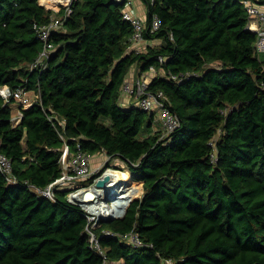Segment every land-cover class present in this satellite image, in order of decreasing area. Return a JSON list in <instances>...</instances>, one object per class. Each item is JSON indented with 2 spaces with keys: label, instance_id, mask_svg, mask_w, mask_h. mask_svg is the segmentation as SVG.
<instances>
[{
  "label": "trees",
  "instance_id": "1",
  "mask_svg": "<svg viewBox=\"0 0 264 264\" xmlns=\"http://www.w3.org/2000/svg\"><path fill=\"white\" fill-rule=\"evenodd\" d=\"M40 1L0 0V86L39 94L17 125L15 101L0 96V150L18 179L0 173V264H264V54L243 0H144L147 23L162 20L146 37L162 42L139 53L127 51L122 4L75 0L47 66L32 69L35 24L64 13ZM151 65L192 74L149 85L179 118L168 134L154 131L155 112L120 101L130 70ZM60 133L73 150L120 158L143 186L98 229L135 231L141 246L103 237L99 254L82 209L64 191L52 201L35 190L61 175Z\"/></svg>",
  "mask_w": 264,
  "mask_h": 264
},
{
  "label": "built area",
  "instance_id": "2",
  "mask_svg": "<svg viewBox=\"0 0 264 264\" xmlns=\"http://www.w3.org/2000/svg\"><path fill=\"white\" fill-rule=\"evenodd\" d=\"M75 0H54L55 4L42 3L46 8L52 9L57 13L64 10V13L56 15L50 22L36 23L35 29L38 38L43 43V48L31 68H45L47 60L56 50L57 45L52 39V34L62 30L64 21L72 13V4ZM117 4H122L123 18L133 27V33L129 38L131 50L128 52H146L148 46L152 44L154 38H147L146 34H154L162 26L161 18L155 14L149 25L147 18L142 17L133 11V7L137 0H114ZM144 1V0H143ZM154 1V0H150ZM244 7L251 17L248 27L257 33L256 49L264 54V0H243ZM146 5V2H145ZM147 6V5H146ZM171 39L173 37L171 36ZM146 42L145 48L140 45ZM165 57L160 56L159 62L162 64ZM137 67V66H134ZM136 78L129 79L128 76L123 84L121 94V104L127 106L135 105L147 112H155L156 120L162 122L165 134L175 130L180 126V121L176 113L171 109L170 104L163 91L153 92L148 90L152 79L157 76H166L177 83H182L192 74L187 73H167L163 68H157L151 65L147 71L141 72ZM131 71V70H130ZM130 73V72H129ZM129 75V74H128ZM0 96L6 101L14 100L19 106L28 107L37 101L39 94L33 90H27L23 87L12 89L8 85L0 86ZM129 98L130 101H125ZM126 106V105H125ZM22 111L19 109L14 112L12 122L17 125L22 119ZM61 138L65 137L60 133ZM1 142V140H0ZM106 157L110 158L106 152ZM93 154L85 151L80 142L76 144L73 150L70 144L65 140L61 148L60 164L61 175L44 188L35 187V190L42 196L55 201L56 193L64 191L66 199L78 205L87 218L85 232L89 237L91 247L99 254L105 256V250L102 247L101 240L103 237H120L134 246L138 247L143 244L139 233L132 231L129 233H116L107 229L98 232L103 221L122 218L127 212L129 203L138 197H141L144 190L136 193L135 189L138 184L131 182V174L129 179H122L120 173L123 170L92 164ZM120 159V158H119ZM0 173H2L10 184H16L18 179L14 174L13 163L8 155L0 150ZM104 180L103 185H99V181ZM165 264H173L171 260H167Z\"/></svg>",
  "mask_w": 264,
  "mask_h": 264
},
{
  "label": "rangeland",
  "instance_id": "3",
  "mask_svg": "<svg viewBox=\"0 0 264 264\" xmlns=\"http://www.w3.org/2000/svg\"><path fill=\"white\" fill-rule=\"evenodd\" d=\"M43 1H47V2H43ZM48 1H54V0H41L42 3H48ZM143 47H145V46H143ZM143 47H141V48H143ZM12 107L16 111V108L18 107V103L17 102H14L12 104ZM160 129L163 130V131H165V129L163 128L162 122L158 118L156 120V124H155L154 131H157V130H160ZM92 164H99V165H104V166H110L112 168H118L119 170H123V172H127V171H125L127 169L126 168V165H125V163L121 159H119L117 157H110V158H108V157H106V154L104 152H100V153H97V154H93ZM132 181H134L135 184H138L131 177V182ZM134 189H135V192L138 193L142 189V187H141L140 184H138V186H136V188H134Z\"/></svg>",
  "mask_w": 264,
  "mask_h": 264
},
{
  "label": "crops",
  "instance_id": "4",
  "mask_svg": "<svg viewBox=\"0 0 264 264\" xmlns=\"http://www.w3.org/2000/svg\"><path fill=\"white\" fill-rule=\"evenodd\" d=\"M133 11L134 12H136V13H138L139 15H141L142 17H145V18H147V6L145 5V2L143 1V0H137V2L135 3V5H134V7H133ZM161 39H155V40H153L152 41V44H161ZM142 45L143 46H146L147 45V43L146 42H144V43H142L141 45H140V47H142ZM145 48V47H144ZM131 49L130 48H128V50L127 51H130ZM138 75H139V71H138V68L137 67H133L132 69H131V71H130V73H129V75H128V78L129 79H133V78H136V77H138ZM125 101L127 102V101H130V99L129 98H126L125 99ZM123 105H128V104H123ZM20 106L18 105V107L16 108V111H18L20 108H19ZM15 110H14V112H16ZM144 190V189H143Z\"/></svg>",
  "mask_w": 264,
  "mask_h": 264
},
{
  "label": "bare ground",
  "instance_id": "5",
  "mask_svg": "<svg viewBox=\"0 0 264 264\" xmlns=\"http://www.w3.org/2000/svg\"><path fill=\"white\" fill-rule=\"evenodd\" d=\"M48 4H55L54 2H50V1H48ZM126 171V170H125ZM124 173V174H123ZM120 177L122 178V179H129L130 178V174H129V172L127 171V172H123L122 171V173H120Z\"/></svg>",
  "mask_w": 264,
  "mask_h": 264
},
{
  "label": "water",
  "instance_id": "6",
  "mask_svg": "<svg viewBox=\"0 0 264 264\" xmlns=\"http://www.w3.org/2000/svg\"><path fill=\"white\" fill-rule=\"evenodd\" d=\"M105 183V181L104 180H101V181H99V185H103Z\"/></svg>",
  "mask_w": 264,
  "mask_h": 264
}]
</instances>
